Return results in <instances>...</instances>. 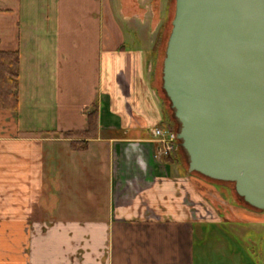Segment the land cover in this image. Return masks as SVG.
Returning a JSON list of instances; mask_svg holds the SVG:
<instances>
[{
    "label": "crops",
    "instance_id": "0c3cea01",
    "mask_svg": "<svg viewBox=\"0 0 264 264\" xmlns=\"http://www.w3.org/2000/svg\"><path fill=\"white\" fill-rule=\"evenodd\" d=\"M151 1L0 0V52L19 56L18 109H0V264H264V211L226 212L157 158ZM93 110L96 136L68 137Z\"/></svg>",
    "mask_w": 264,
    "mask_h": 264
},
{
    "label": "water",
    "instance_id": "95a60500",
    "mask_svg": "<svg viewBox=\"0 0 264 264\" xmlns=\"http://www.w3.org/2000/svg\"><path fill=\"white\" fill-rule=\"evenodd\" d=\"M161 89L188 171L264 211V0H175Z\"/></svg>",
    "mask_w": 264,
    "mask_h": 264
},
{
    "label": "trees",
    "instance_id": "16d2710c",
    "mask_svg": "<svg viewBox=\"0 0 264 264\" xmlns=\"http://www.w3.org/2000/svg\"><path fill=\"white\" fill-rule=\"evenodd\" d=\"M172 15L174 16L173 8H172ZM171 21H170V25H171ZM164 25H166L165 20L162 23V27L161 26L160 27L163 28ZM167 40L168 38L165 36L163 37L162 32L160 33V30H159L158 40H157L156 45L157 47L159 46L160 51H161L160 64L162 63V65H163V59L165 56ZM160 70L162 71V68H159V76L161 79ZM160 86H161V82H160ZM161 92H162V89H161ZM18 101H19V56L16 53H12V52H0V109H8V110L16 111L18 109ZM167 104L169 107L168 100H167ZM168 110L170 111V114H171L170 108H168ZM88 117H89V128L87 131L71 132V133L69 132V133H66V135L68 137L73 136V137H80V138H92L96 136V132H97L96 130L98 126L97 111L93 110L92 112L89 113ZM165 122H166L165 124L166 128L170 129L171 131H176V126H175L176 123L172 117V114H171V117L167 115V119ZM76 145H78L81 148L86 147L87 141L86 140L79 141L75 143V146ZM181 154H182V151L179 149L178 151L173 152L172 154H170L167 157H164L163 159L164 160H167V159L178 160L182 163V160L180 157Z\"/></svg>",
    "mask_w": 264,
    "mask_h": 264
},
{
    "label": "rangeland",
    "instance_id": "374dc122",
    "mask_svg": "<svg viewBox=\"0 0 264 264\" xmlns=\"http://www.w3.org/2000/svg\"><path fill=\"white\" fill-rule=\"evenodd\" d=\"M136 2L137 0H134V3ZM151 2L153 5V12H154L153 21L154 23L158 22V24L161 27H162V23L164 22V20L166 21V25H164L163 28L159 26V30H160V33L162 32L163 37L165 36L168 38L170 29H171L170 21L173 17L172 8H173V14L175 10V0L173 1L172 0H152ZM159 67L162 68V63L159 65ZM160 75L162 76L161 70H160ZM164 99H165V104L168 110L169 107L167 104V100L166 98ZM167 113L171 117L169 110ZM180 157L182 160V164L184 166H187V162H186L183 152ZM199 176H201L202 178H204L206 181L209 182L211 189L208 191L210 193V196L213 197V195H215L216 198H219V200L222 202L221 207L223 208V210H226V212H227V209H232L233 207L238 208L240 206L239 202L243 203V201H238L237 195L234 190V185L232 183L212 180L202 175H199ZM229 205H232V206H229ZM243 205L250 207L248 205H245V203H243ZM226 207H229V208H226ZM229 225H230V222L228 223V225L225 224L224 227L229 228L230 227ZM218 228H221V227L218 225Z\"/></svg>",
    "mask_w": 264,
    "mask_h": 264
},
{
    "label": "built area",
    "instance_id": "2783aa9c",
    "mask_svg": "<svg viewBox=\"0 0 264 264\" xmlns=\"http://www.w3.org/2000/svg\"><path fill=\"white\" fill-rule=\"evenodd\" d=\"M152 134L153 137L161 143L157 152V158L159 160H162L164 157H167L180 149L175 131H171L168 128L157 127L152 130Z\"/></svg>",
    "mask_w": 264,
    "mask_h": 264
},
{
    "label": "flooded vegetation",
    "instance_id": "af4514ba",
    "mask_svg": "<svg viewBox=\"0 0 264 264\" xmlns=\"http://www.w3.org/2000/svg\"><path fill=\"white\" fill-rule=\"evenodd\" d=\"M213 196H215V195H213ZM237 199H238V201H242L238 196H237ZM239 203L243 205L244 202L243 203L242 202H239Z\"/></svg>",
    "mask_w": 264,
    "mask_h": 264
}]
</instances>
